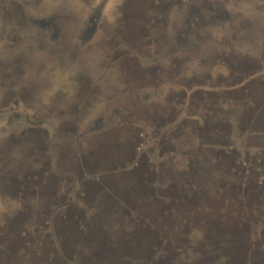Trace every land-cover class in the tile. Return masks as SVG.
<instances>
[{
  "label": "rangeland",
  "instance_id": "1",
  "mask_svg": "<svg viewBox=\"0 0 264 264\" xmlns=\"http://www.w3.org/2000/svg\"><path fill=\"white\" fill-rule=\"evenodd\" d=\"M87 137L54 225L2 174ZM0 264H264V0H0Z\"/></svg>",
  "mask_w": 264,
  "mask_h": 264
},
{
  "label": "flooded vegetation",
  "instance_id": "2",
  "mask_svg": "<svg viewBox=\"0 0 264 264\" xmlns=\"http://www.w3.org/2000/svg\"><path fill=\"white\" fill-rule=\"evenodd\" d=\"M185 1V0H182ZM159 4V3H158ZM167 5V4H166ZM158 8L164 9V7H159L156 5V9L158 13H161V16L158 21H166L167 14L163 10H158ZM96 12H99L101 10V7L93 9ZM218 10H222L219 8ZM156 11V10H155ZM100 13V12H99ZM87 33L91 32L90 28H87ZM202 40V39H201ZM84 74V73H83ZM82 74V75H83ZM104 75V73L101 72V76ZM91 77L90 74H86L85 77H83V81L85 82V86L92 87L98 86L94 82L91 83ZM123 82L119 81L118 84L115 85L116 91L118 93V96L122 97V93L124 91V88L122 86ZM140 84H135L133 88V95L137 94V90L139 88ZM119 89V91H118ZM84 103V102H83ZM80 110V108H79ZM133 115H131L132 118ZM125 120H129V118H126ZM79 124L80 121L78 122ZM75 124V126H73ZM71 126L75 127L77 131L74 133H77L81 129V125L78 126L76 123H73ZM79 129V130H78ZM121 143V142H120ZM123 143V141H122ZM56 146H58L59 142H53ZM101 146V152L98 151V146ZM77 146H74V150L76 151L71 152V154H67L66 151L63 150L62 147H56L54 146L53 149V158H48L46 161L41 162L39 164V168L36 169H29V168H21L20 170H9L2 174L4 178H16L19 177L20 180L23 181V183L20 182L19 184V201L22 202L25 207H27V201L30 196H38L39 198H43L44 202L46 201V205L43 204L42 200H38V203L40 204L39 207L41 208H49L51 210L45 212L49 213L48 217L45 219H49L52 224H59V223H69L71 221V216L69 214H66L65 210L70 211V208L75 207V197L76 194H78V197L84 196V193L79 194L78 190L80 188V184L84 182H88L90 179V176H93L95 174L100 175H107L106 172L108 170L107 166L108 164L112 163L111 160L107 159L106 156V149H107V139L106 140H94L93 138H85L83 142L80 140L76 143ZM82 145V146H81ZM75 147L77 149H75ZM81 147H84L83 149H80ZM59 148V149H58ZM70 148V150L72 149ZM87 150L86 153H84ZM88 150L93 151V155L91 154L90 157H87ZM124 150V156L123 158H120V160H124L128 156L126 155V151ZM101 154V155H100ZM108 155V154H107ZM135 155V154H134ZM132 156L131 159L134 160L135 156ZM117 163L119 162L118 159ZM113 165H116L113 164ZM43 166V168H42ZM109 167V166H108ZM129 169V168H128ZM127 170V169H126ZM130 171L133 169H129ZM152 172L153 170H148V174H152L149 172ZM157 172H154L155 174ZM86 176L88 177L87 179ZM85 177V178H84ZM11 183V180H9ZM5 187V186H4ZM9 187L6 186L5 188ZM11 188V187H10ZM76 188V191H75ZM78 188V189H77ZM33 192V193H32ZM108 188H104V190L101 192L102 198H108ZM32 193V194H30ZM37 197V198H38ZM88 199V197H87ZM104 199V201H107ZM60 211V217H58V212ZM59 219H58V218ZM43 219V218H42ZM44 221V220H43ZM49 223V222H48ZM26 236L23 238L25 239ZM27 239V238H26Z\"/></svg>",
  "mask_w": 264,
  "mask_h": 264
},
{
  "label": "crops",
  "instance_id": "3",
  "mask_svg": "<svg viewBox=\"0 0 264 264\" xmlns=\"http://www.w3.org/2000/svg\"><path fill=\"white\" fill-rule=\"evenodd\" d=\"M191 94H189L188 96H190ZM192 107H193V105L191 106V103L189 102V101H186V105H185V107H184V114L183 115H181L180 116V119H181V122L183 121V120H186V123L189 125V124H192V125H196V124H198V120H201L200 118H199V116H197V117H194V116H191V111H192ZM199 125H201V124H199ZM186 126L187 125H184L183 126V129H185L186 128ZM198 129L200 130V129H202V126H199L198 127Z\"/></svg>",
  "mask_w": 264,
  "mask_h": 264
},
{
  "label": "snow or ice",
  "instance_id": "4",
  "mask_svg": "<svg viewBox=\"0 0 264 264\" xmlns=\"http://www.w3.org/2000/svg\"><path fill=\"white\" fill-rule=\"evenodd\" d=\"M107 3V0H105V4Z\"/></svg>",
  "mask_w": 264,
  "mask_h": 264
}]
</instances>
